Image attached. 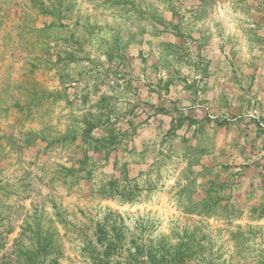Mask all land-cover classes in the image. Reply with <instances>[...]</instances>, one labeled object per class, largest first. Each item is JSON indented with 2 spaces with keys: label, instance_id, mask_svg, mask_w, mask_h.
I'll list each match as a JSON object with an SVG mask.
<instances>
[{
  "label": "rangeland",
  "instance_id": "374dc122",
  "mask_svg": "<svg viewBox=\"0 0 264 264\" xmlns=\"http://www.w3.org/2000/svg\"><path fill=\"white\" fill-rule=\"evenodd\" d=\"M0 264H264V0H0Z\"/></svg>",
  "mask_w": 264,
  "mask_h": 264
},
{
  "label": "trees",
  "instance_id": "16d2710c",
  "mask_svg": "<svg viewBox=\"0 0 264 264\" xmlns=\"http://www.w3.org/2000/svg\"><path fill=\"white\" fill-rule=\"evenodd\" d=\"M108 249H110V246H109V248Z\"/></svg>",
  "mask_w": 264,
  "mask_h": 264
}]
</instances>
